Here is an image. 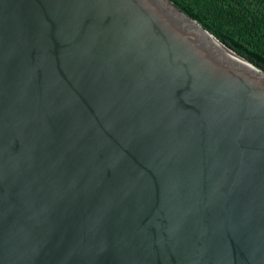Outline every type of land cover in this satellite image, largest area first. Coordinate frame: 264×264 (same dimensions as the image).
Returning a JSON list of instances; mask_svg holds the SVG:
<instances>
[{
    "label": "water",
    "instance_id": "95a60500",
    "mask_svg": "<svg viewBox=\"0 0 264 264\" xmlns=\"http://www.w3.org/2000/svg\"><path fill=\"white\" fill-rule=\"evenodd\" d=\"M239 56L170 0H0V264H264Z\"/></svg>",
    "mask_w": 264,
    "mask_h": 264
},
{
    "label": "trees",
    "instance_id": "16d2710c",
    "mask_svg": "<svg viewBox=\"0 0 264 264\" xmlns=\"http://www.w3.org/2000/svg\"><path fill=\"white\" fill-rule=\"evenodd\" d=\"M264 71V0H170Z\"/></svg>",
    "mask_w": 264,
    "mask_h": 264
},
{
    "label": "bare ground",
    "instance_id": "6f19581e",
    "mask_svg": "<svg viewBox=\"0 0 264 264\" xmlns=\"http://www.w3.org/2000/svg\"><path fill=\"white\" fill-rule=\"evenodd\" d=\"M191 24H193L196 28H198L199 29V26L196 24V23H194V22H190ZM228 50V49H227ZM230 51V50H229ZM230 52H232V51H230ZM233 53V52H232ZM235 54V53H234ZM236 55V54H235ZM240 57V56H239ZM242 58V57H241ZM245 60V59H244ZM247 61V60H246Z\"/></svg>",
    "mask_w": 264,
    "mask_h": 264
}]
</instances>
